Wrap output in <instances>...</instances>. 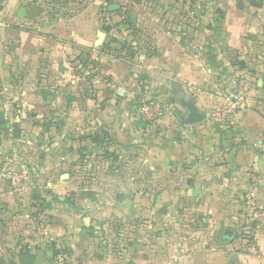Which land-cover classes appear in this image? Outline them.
<instances>
[{"label": "crops", "instance_id": "crops-1", "mask_svg": "<svg viewBox=\"0 0 264 264\" xmlns=\"http://www.w3.org/2000/svg\"><path fill=\"white\" fill-rule=\"evenodd\" d=\"M21 1L26 4L35 0H0V20L6 18L10 22L9 25L0 26V85L11 91L12 98L17 97L21 102V117L31 113L37 119L46 115L51 118L49 113L56 110L54 114L62 122L53 123L52 126L49 124L50 133L59 130L82 132L80 78L74 73L71 56L88 48L91 56L95 54L93 60L104 65L101 71L107 73L109 78L111 75L113 77V80H94L96 86L98 83L104 85L95 95H101V101L106 100V103L87 99L90 123L96 126L88 130L100 127L115 140L118 149L125 152V148H128L132 154L145 155L141 158L143 164L135 159L124 161V166L133 163V167L137 166L136 171L130 169L125 173L127 179H133L132 174L149 179L152 177L150 180L155 183V180H162L160 172H167L165 167L172 166L173 170L168 175L169 185L165 184L161 192L159 189L154 190L155 197L163 192L156 201L153 199L155 206L169 203L175 213L208 216L210 223L216 229H221V234L226 228H231V223H238L239 219L243 223L253 206H264V106L256 94L261 89L256 92V89L247 87L248 79L234 65L237 52L248 54L256 50V55L261 53L258 57L263 61L256 65L251 81L256 88L264 86V0H250L248 3L242 0H218L216 16H203L198 22V25L201 23L199 29H187V24L186 28H176L174 22L180 19L176 13L164 15L143 12L139 23L133 21L136 27L143 25V30H138L137 35L143 42L142 55L137 62H133L131 57L117 59L103 53L102 46L108 40L103 25L113 26L124 18L118 14L119 8L109 10L112 13L104 21L98 14L104 4L96 0L65 23H51L52 18L48 17V23L45 24L30 20L29 14L36 12L32 7L25 6L26 17L20 19L18 12ZM185 20L188 21L187 18ZM59 26L64 28L58 29ZM100 32H104L106 37L103 44L97 46ZM261 38L263 41L257 42ZM46 57L49 58L48 69L52 76L45 80V84L52 85L53 96H43L37 86V71ZM133 80L137 82L138 91L139 87L141 90L151 89L155 98L170 102L175 95L182 107V99L194 98L197 106L207 113L205 122L210 119V108L215 103L213 97L222 85L244 91L248 109L234 117L226 132L213 121L208 124L203 121L181 124L173 114H168L160 120L165 140H151L133 122L135 117L131 116L128 104L133 96L125 95V89L122 88ZM45 96L52 102H46ZM60 117L68 118L63 122L64 119ZM169 133L177 135L167 141L166 138L171 136ZM179 134L186 139L181 141ZM49 164L52 168L44 170L47 176L57 166H54L53 159ZM44 183L48 190L54 187L51 181ZM156 187L152 186L149 193L153 194ZM13 198L10 192L0 188V249L2 245L12 247L17 231L22 230L24 234L18 236V249L0 253V264H63L68 255L56 256L53 251L56 243L49 240L53 241L52 227L55 226L58 247L74 250L75 255L80 252L75 257L77 264L84 262L85 254H88L91 263L122 259L100 248L96 254L87 250L101 246L103 240L94 237L93 231L87 235L85 228L105 227L114 217H121L123 221L113 227H121L127 232V236L122 239L123 264L171 263V255L167 250L152 252L144 247L147 244L138 234L143 232V224L141 226L128 220L133 212V201L128 200L125 192L116 195L114 205L109 203L110 206L105 210L96 209L89 218H84L88 224L74 221L75 224L70 227L66 221L60 222L59 218L55 222H46L43 227L45 237L39 240L26 235L36 228L28 211L14 215L10 214L13 208L2 210V200L12 203ZM46 211L54 213L50 209ZM4 215H7L5 219ZM216 229L211 239L202 237L191 245L189 264H264V228L258 230L256 245L250 249L242 247L241 240L233 241L237 234L233 239L225 240L221 234L216 236L215 233H219ZM135 230L137 236L133 234ZM23 248L25 251L28 249V252L22 253Z\"/></svg>", "mask_w": 264, "mask_h": 264}, {"label": "rangeland", "instance_id": "rangeland-1", "mask_svg": "<svg viewBox=\"0 0 264 264\" xmlns=\"http://www.w3.org/2000/svg\"><path fill=\"white\" fill-rule=\"evenodd\" d=\"M94 1L96 0H58L51 3L47 2L46 4H50V6L45 4L43 7L40 6V8L35 9L36 12L30 13L29 17L30 20L34 22L37 21V23L43 22L47 24L48 17L52 18V20L49 19L51 23L55 21L65 23L67 19L73 18L78 14L79 11H83L88 8L91 2ZM100 1H102V5L104 4L103 6L112 3L119 5L120 8L118 10V14H122V16H124L122 20H125L127 23H130L133 26H135L133 24L134 22H136V24L140 22L139 18L143 12H159V14L164 15L176 13L180 18L174 22L176 28L178 29L186 27L187 29H199V25L201 23L198 25V22H201L203 16L210 15L212 16L211 18L216 16V7L218 4V0H99V2ZM242 2L248 3L250 0H242ZM20 5L21 7H25V2L21 1ZM144 5L146 8H144ZM169 6L172 8L170 9ZM102 9L103 7L101 6L98 13L100 18H102L104 13ZM50 10L54 15L48 16ZM44 17L46 18L44 19ZM130 18L132 20L129 21ZM185 18H187L188 21H186ZM190 18L191 20L189 21ZM9 23L7 25H9ZM186 24L187 26L185 27ZM24 26L25 24L22 27ZM139 26H135L137 32L138 30H143V25L140 27ZM63 28V26L58 27V29ZM113 32L117 34V39L121 41L124 40V36L120 32L115 29H113ZM136 41L138 48L142 49L141 46H143V42L137 37V35ZM262 41L263 38L257 40L259 43ZM84 49L85 50H79L71 56L74 73V59L80 52H84V54L87 56L86 58L90 61L87 62L85 69H83L84 71H82L81 74L78 75L75 73L76 76L80 78L79 92L81 95L79 96V111L82 114L80 123L83 129L82 132H63L62 130H59L57 132L50 133L51 129H49V124L52 126L53 123L59 124L62 122L59 120V117L54 114L56 110L51 111L52 113L47 111L49 114H51V118L50 116L46 115L45 117L37 119V117H35L36 115H32L31 113H29V115L26 114L25 117H21V102L17 99V97L12 98L9 93L11 91H7L6 87L0 85V168L3 167L5 163L9 164L12 158H17L21 160V162H25L33 174V184H29L23 190H17L11 185L9 181H5L3 183L2 187L0 188L10 192L14 198L12 199V203L2 200V210H10L13 208V210L19 212L21 207L35 210L32 209L33 204L39 205L42 199L46 200L47 202H51L53 207L50 208V210L54 213H48V210L42 213L40 212V214L32 217L36 228H34L32 233H26L27 236H31L34 239L39 240L45 237L43 227L46 225V222L51 223L53 220L55 222V220L59 218L60 222L66 221L70 227L75 224L73 223L74 221L78 224H84L87 222V220H84V218H89L96 209L105 210L108 206H110L109 203L114 205L117 199L116 195L119 192H125L128 200L133 201V203H131L133 212L129 215L130 219L128 220L135 224H140L141 226L143 224L142 228H144V230L143 232H138V234L140 237L144 238V241L147 244L144 247L152 252L167 250V253H170L171 255L170 264H189V257L187 259L182 258L186 249L179 247V245H175L176 242H174V239L176 238L174 237L178 235L177 230L185 229L191 231L195 234L196 239L200 240L202 237H208L211 239L213 235L212 233L216 228L212 225V223H210L208 216L200 215L199 213L188 214L182 212L178 214L175 213V210L168 205L169 203H159L161 204L160 206H155V202L153 204V199L156 201L157 196L163 193L157 194L155 197L154 190L159 189V192H161V189L165 186V184L169 185L170 181H168V175L170 174V171L173 170L172 166L165 167L167 172H160L162 180H155L156 184L150 180L153 179L152 177L149 179L137 177L131 174L133 179H127L125 178V173L130 169H137V166L133 167V164L135 163L124 166V161L135 159L143 164L141 158H143L145 155L140 156L137 154H132L131 149L128 148L127 150L125 148L124 152L119 148L118 150H114L115 152L113 154L116 155L114 156L110 154V152H113L112 150L110 152L106 151L105 153V151H102L101 147H97V140H95V138L100 141H102V139L106 140L107 138L110 140L111 145L117 146V143L109 135L105 134V131L100 127H97L94 130H88L89 127L94 128L96 126L90 123L88 108L89 105L87 104V99L92 98L98 103H106V100L101 101V95L99 97L96 96L99 94L100 90L104 88V85H99L98 83V87V85H95L94 80H113V77L111 75L109 78L107 73H103L101 71L103 70L104 65H102L100 61L93 60V56L95 54H92L91 56L90 49ZM255 52L257 51L253 50L248 54L245 52L239 54V52H237L235 53V58L239 67H241V64L239 63L241 61L246 62L247 66H249L246 70L241 69L243 76L248 79L247 87L256 89V92L257 90L261 89L259 91L261 93L258 92L256 94L257 96L259 95L258 101H260L262 106H264V86L256 88L253 85V81H251V78L254 79V74L249 72L256 70V65L263 61L260 57H258V55L261 53L256 55ZM228 56L230 57L231 55ZM244 57L245 59H242ZM48 65L49 58H43V61L37 71V86L43 96L47 94H51V96L54 95L51 90L52 85H48V83L45 84V81H42L43 79L46 80L52 76V72L49 71ZM122 88L125 89V95L131 94V96H133L132 100L128 102L129 110L133 118L136 117L138 105H141L142 108L144 103L155 98L154 91L151 89H142L146 90V92H144L139 87L138 91L136 81L131 82L130 85H125ZM226 90L239 91L245 95L244 91L241 89H232L225 85L220 86V89L216 93ZM215 97L216 96L214 95L213 98L215 99ZM46 99L47 97L45 98L46 102L51 101ZM158 100L161 105H163V103H168L174 106L175 115L173 113L171 114H173L177 120L179 119L181 113L184 111V108L180 105L175 95L172 102L163 99ZM213 108L214 106L210 108L211 110L209 112V118ZM167 113L168 112H166V115H168ZM68 117L63 118L64 120L61 117L60 118L63 120V122H66ZM136 120L138 121V119L134 118L133 122H137ZM138 122L139 123L137 126L143 127L146 125L145 123L147 122L144 121L143 114L140 118V121ZM203 122H205V120ZM211 122L212 120L210 118L209 121L207 120L205 123L208 124ZM134 125L136 126V124ZM168 135L171 136L166 138V140H169V138L177 134L169 133ZM185 139L186 138H182L180 135L181 141H184ZM77 140H79V142ZM162 140H165V137ZM55 142L58 143L54 144ZM105 143L107 144V142H104L102 145ZM113 148L116 147L114 146ZM145 153H147V151H145ZM117 157H119L120 162L116 160ZM52 159L54 160V166L57 165L56 170H53V173L52 171H48L50 174L47 176L44 170H46L47 167L52 168V166L49 164ZM47 181H51L54 184V187L50 190L47 189L46 185L44 186V182ZM154 185H157V187L153 189V194H151L149 193V189ZM41 187L42 190L40 191ZM138 192L140 193L137 195ZM13 193L15 194L13 195ZM133 195L134 198L132 197ZM253 208V210L249 209L250 212L249 214H246V217L243 219V223H240L241 219H239L240 221L238 223L230 224V227L234 229L237 234L233 241L241 240L242 247L247 249H250L251 247L249 243L256 245L258 230L264 228V218H255L253 213L256 211L264 212V206H253ZM13 213L14 212L12 211L10 214ZM7 215H4V219L7 217ZM14 215H18V213H15ZM9 216L10 215H8V217ZM4 219H1L2 222H6ZM122 221L123 218L114 217L113 221L109 222L107 225H105V227L102 226L98 229H95L94 227H84L87 230V235L93 231L95 235L94 237L103 240L101 246L97 248L92 247V249L87 248L88 252L91 250L90 252L96 254L97 252H100V248L103 252L106 251L109 253L111 251V253H113V257L120 256L124 258V244L122 243V239L127 236V232H125V230L123 231L121 227H113ZM216 230H218L219 233L215 234L216 236H219L221 234V229ZM52 231L54 232L52 237L53 241L52 239L49 240L56 243L53 250L56 256L59 254H62V256L68 255V258L65 259L64 263L63 261H61V263L77 264L75 257H77L80 252L76 253L75 255V252H73L74 250H67V248H64L63 246L61 248L58 247V237L55 235V232H57L56 226L52 227ZM22 234H24L22 230L17 231L12 240V247L8 245H2L0 253L2 254L5 253V251L13 250V248L18 249L20 246L18 236ZM133 234L134 236H137V230H135ZM35 244L36 243H34L33 247ZM58 248H60V250ZM176 248L178 249L177 251L175 250ZM57 250L58 253L56 252ZM88 257V254H85L86 259L82 264H107V262L108 264H123L124 262L123 258H113L107 260V262L105 261V263H91Z\"/></svg>", "mask_w": 264, "mask_h": 264}, {"label": "built area", "instance_id": "built-area-1", "mask_svg": "<svg viewBox=\"0 0 264 264\" xmlns=\"http://www.w3.org/2000/svg\"><path fill=\"white\" fill-rule=\"evenodd\" d=\"M8 23L9 20L6 18L0 20V26H6ZM110 33L117 38V34L113 32V30ZM247 109L248 99L243 93L232 90L221 91L216 94L214 108L210 114V118L219 126L228 125L237 114ZM141 112L144 121L148 123L147 128L150 130L153 129L155 123H160L161 118L166 115L165 107L161 105L157 98L144 103ZM32 177L33 174L31 169L25 162H21V160L17 158H12L9 164L5 163L4 166L0 168V187H2L5 181H9L17 190H23L29 184H33ZM253 209L254 208H252V210ZM253 213L255 218H264V212L256 211ZM177 231L178 235L174 237L176 238L174 239V242H176L175 245H179V247L186 249L182 258L187 259L189 257L188 254L190 253L191 245L198 240L191 231L185 229ZM249 245L252 246L253 244L249 243ZM175 250L177 251L178 249L176 248Z\"/></svg>", "mask_w": 264, "mask_h": 264}, {"label": "trees", "instance_id": "trees-1", "mask_svg": "<svg viewBox=\"0 0 264 264\" xmlns=\"http://www.w3.org/2000/svg\"><path fill=\"white\" fill-rule=\"evenodd\" d=\"M56 1H58V0H37V1L35 0L32 3H26L25 6L26 7H32L33 9H37V8H40V6L43 7L44 4L50 6V4H46L47 2L51 3V2H56ZM102 7H103L102 10L104 12L102 17L105 21L106 17L109 14H111L112 12H110L107 9V5L102 6ZM52 15H54V14H52V11L50 10L48 13V16H52ZM113 29L120 32L124 36V40L121 41V40L117 39L116 37H114L113 35H111L110 32ZM103 30L107 33V37H108V40H106L102 46L103 52L105 54H108V55H110L114 58H117V59H124L126 57H131L133 62L139 61V59L142 55V52H141V49H139L137 46L136 35H138V32H137V29L135 28V26L131 25L130 23H127L125 20H122V21L114 23L113 26L105 23L103 25ZM86 57H87L86 54H83V53H80L75 57L74 68H75L76 74H78V75L81 74L82 71H84L83 69H85V65L87 64V62H90ZM239 63L241 64V67L238 66L237 62H235L234 65L238 66L240 69H245V70L248 69L249 66H247L246 62L241 61ZM249 72L253 73V71H249ZM42 81H45V80L43 79ZM39 85H41V84H39ZM163 107H165L166 112L174 114L175 108L171 104L163 103ZM140 108H141V105H138L137 106V113H136V117H135V119H138V121H140V118L142 117V112H141ZM138 121L136 122L137 125L139 123ZM145 124H146L145 126H143V127L140 126V127L143 130V134L145 135L146 138H149L151 140L155 139V138L164 139V137H165V136H163L164 130L162 129V126L160 123H155L152 130L147 128L148 123H145ZM220 127H221L222 131L226 132L227 130H229L228 125H223ZM95 140H97V144H96L97 147H99V148L101 147L102 151H105V153H106V151L110 152L112 150L113 152L112 153L110 152V154L114 155L113 154L115 152L114 150H116V149L118 150V148H117L118 146L111 145L110 140L107 138H106V140L102 139V141H100L96 138H95ZM104 142H107V144L105 143L102 145V143H104ZM140 144L145 145V143H140ZM114 146L116 148H113ZM114 156H116V155H114ZM116 160H118V162H120L119 157H117ZM32 207H33L32 209H35V210H30L28 208L21 207V210L19 212L18 211L16 212L15 210H12V211L14 212L13 214L24 213V212L28 211L29 215L31 217H34L37 214H40V212L42 213V212L46 211L47 209L52 208L53 206H52L51 202H47L46 200L42 199V201L40 202L39 205L33 204ZM221 236L225 240H229V238L224 237L223 234H221ZM24 252L27 253L28 250L25 251L23 248L22 253H24ZM56 252L58 253V250Z\"/></svg>", "mask_w": 264, "mask_h": 264}, {"label": "water", "instance_id": "water-1", "mask_svg": "<svg viewBox=\"0 0 264 264\" xmlns=\"http://www.w3.org/2000/svg\"><path fill=\"white\" fill-rule=\"evenodd\" d=\"M120 8L117 4H110L108 10L113 11ZM18 17L20 19H25L26 17V7H21L18 12ZM106 34L104 32L99 33L97 40V46H101L105 40ZM181 104L185 108V111L181 113L179 120L181 124H197L204 121L207 117V113L202 111L196 104L194 98L182 99ZM224 236L233 239L236 232L232 228H226L224 230Z\"/></svg>", "mask_w": 264, "mask_h": 264}]
</instances>
